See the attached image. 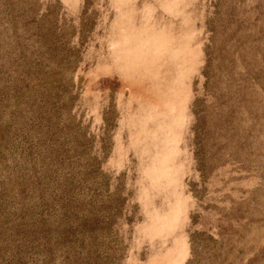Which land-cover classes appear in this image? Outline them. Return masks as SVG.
<instances>
[{"label":"rangeland","instance_id":"374dc122","mask_svg":"<svg viewBox=\"0 0 264 264\" xmlns=\"http://www.w3.org/2000/svg\"><path fill=\"white\" fill-rule=\"evenodd\" d=\"M0 264H264V0H0Z\"/></svg>","mask_w":264,"mask_h":264}]
</instances>
